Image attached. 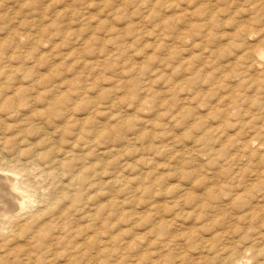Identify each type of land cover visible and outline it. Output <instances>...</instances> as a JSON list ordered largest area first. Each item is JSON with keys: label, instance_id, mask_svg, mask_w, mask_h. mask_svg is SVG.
<instances>
[{"label": "rangeland", "instance_id": "obj_1", "mask_svg": "<svg viewBox=\"0 0 264 264\" xmlns=\"http://www.w3.org/2000/svg\"><path fill=\"white\" fill-rule=\"evenodd\" d=\"M253 54L264 55V0H0V151L53 150L89 174L73 203L43 175L72 173L28 167L35 195L20 214L67 228L48 263L264 264Z\"/></svg>", "mask_w": 264, "mask_h": 264}, {"label": "bare ground", "instance_id": "obj_2", "mask_svg": "<svg viewBox=\"0 0 264 264\" xmlns=\"http://www.w3.org/2000/svg\"><path fill=\"white\" fill-rule=\"evenodd\" d=\"M249 56H251V55H249ZM249 58H251V57H249ZM260 58L263 59L264 55H261ZM260 58H259V56L254 55V59H255L254 61H256L257 64H260L258 62V60ZM255 64H254V66H255ZM257 68H258V66H257ZM17 92L26 94L25 90H24V92H22L19 89ZM23 96H25V95H23ZM17 98H18V96H17ZM22 100H24V99H22ZM55 100H59V99H55ZM2 103L7 107L10 105L12 106L14 104V101H13V98L12 99L6 98V100L3 101ZM54 107H56V106H54ZM60 107H62V105ZM69 120H71V119H69ZM66 125H68V124H66ZM64 129H66V128H64ZM25 131L26 130L23 129L22 133ZM202 145H203V143H202ZM243 147H245V146H243ZM33 148H34L33 146H32V149H29V148L28 149H21V148L13 149V148H11L8 151V148L3 145V149L0 151V264H17V263H19V264H52L53 261L51 263H48L46 260L50 259L51 253L53 252V248H56V246H59L62 244V242H64L63 236L66 235L64 233H66L67 228L65 226V223H62L63 220L61 221V218L59 219L61 222H59V220L56 219L57 223L55 224V229H54L53 222L51 220L49 221V222H51L50 224L44 223L45 225H42V226L39 225L40 220H42V219H40L42 216V214H40V213H43L42 211L37 212L36 214L34 213L33 215L29 214L30 216H24L23 215L24 217L20 214L22 211L26 210V208H28L30 210L29 207L32 204V197L35 195V194L33 195L32 192L30 191V184L28 183V181L25 180V177L29 176V174H28L29 173V168H28L29 166H40L41 164L44 163L43 166H45V165L46 166L56 165L58 167H61L62 170L66 169L67 172H69V173H72V171L74 170L73 169L74 167L71 166V163H67V162L59 160V159L57 160V157H60V156H58V154H56L55 151L53 152V150L52 151L50 150V151H47L45 153H37V150H35ZM7 152L15 155V158L10 162V164L8 163V165L5 166V165H3V163L5 161H7L6 156H5V153H7ZM79 157H81V156H79ZM231 160L234 161V159H231ZM30 173H31V171H30ZM62 173H60V171L57 172L55 170H51L49 172H44L43 175L48 179L50 178V179L58 180L61 183V190H62L61 193L62 194L59 195V196H61V199H64L67 201L69 200L70 202H73V203L83 202L84 197L82 198L79 195L77 196V194L72 195L69 192L70 191H76L74 188H73L74 189L73 190L71 187H74V184L76 186L77 184L79 185L80 182L85 181L89 177L88 172L84 169L78 173H75V174L72 173L71 180L67 184L63 183V179L65 176L63 177ZM214 173H216V172H214ZM68 179H70V178H68ZM84 183H83V187H84ZM263 183H264V180H263ZM79 191H80V189L78 190V192ZM249 192L253 193V191H251V189L249 190ZM212 193L214 195V191H212ZM215 195H217V194H215ZM236 195L238 196V194H236ZM52 197L55 198V196H52ZM207 197L212 198L213 196L212 197L207 196ZM215 197L217 198L218 196H215ZM235 198L238 199V197H235ZM55 199H57V198H55ZM198 199H199V197H198ZM53 200L50 199L49 201H53ZM86 200H88V199H86ZM58 201H57V203H58ZM54 205H56V203L51 204L52 207ZM122 205H124V204L122 202H119V201L112 203V207H114V208H122L123 207ZM51 206L49 207V209L51 208ZM54 207H53V209H54ZM102 207L99 208V206H98V209L97 208L96 209L100 210V209H102ZM49 209L46 211L47 212L52 211V208H51V210H49ZM83 209H84V207H83ZM80 211H82V210H80ZM105 211H102L103 214ZM102 212H101V214H102ZM67 214H68V212H67ZM62 217H63V214H62ZM43 218H44V214H43ZM52 220L55 221V219H52ZM14 221L18 222L19 225L13 226ZM69 232H67V233L69 234ZM22 241H24L23 243L25 245H23V244H22L23 246L20 245V248H18L17 246L14 247L12 245L13 243H20ZM45 241L48 243L46 244ZM66 242H67V239H66ZM25 248H27V250ZM234 250L236 251L237 249H234ZM33 254L34 255L36 254V257H37V258L35 257L36 259L33 258ZM61 258H63V257H61Z\"/></svg>", "mask_w": 264, "mask_h": 264}]
</instances>
